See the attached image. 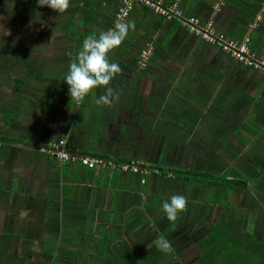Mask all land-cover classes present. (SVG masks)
<instances>
[{
	"label": "crops",
	"instance_id": "1",
	"mask_svg": "<svg viewBox=\"0 0 264 264\" xmlns=\"http://www.w3.org/2000/svg\"><path fill=\"white\" fill-rule=\"evenodd\" d=\"M174 1L184 14L211 17L229 36L247 35L251 50L264 57V11L248 26L261 0H222L219 12L212 11L214 0H163ZM117 3L70 0L58 13L37 0H0V264H108L109 256L121 263L147 264L154 256L163 264H188L209 229L211 219L198 233L200 209L210 205L201 202L200 184L171 172H94L48 158L39 145L65 138L91 155L213 174L245 167L254 179L264 166L260 71L143 6L126 16L135 30L108 54L124 69L110 84L118 99L97 105L101 87L79 104L71 100L64 80L69 63L88 35L109 28ZM146 42L153 53L137 68ZM170 152H182L186 167L168 165ZM174 194L188 203L172 222L161 205ZM160 236L172 252L155 248Z\"/></svg>",
	"mask_w": 264,
	"mask_h": 264
},
{
	"label": "trees",
	"instance_id": "2",
	"mask_svg": "<svg viewBox=\"0 0 264 264\" xmlns=\"http://www.w3.org/2000/svg\"><path fill=\"white\" fill-rule=\"evenodd\" d=\"M12 116H5V122ZM147 168L161 174L171 172L176 177L187 179L192 185H202L201 202L218 208L209 222V229L195 243L199 255L188 264H264V231L254 236L246 229L241 207L229 199L230 194L252 187L264 189V166L259 168V175L251 181L253 184L235 166L227 167L220 174L194 169L170 170L159 166ZM109 257L108 264H140L135 259L121 263L113 256Z\"/></svg>",
	"mask_w": 264,
	"mask_h": 264
},
{
	"label": "built area",
	"instance_id": "3",
	"mask_svg": "<svg viewBox=\"0 0 264 264\" xmlns=\"http://www.w3.org/2000/svg\"><path fill=\"white\" fill-rule=\"evenodd\" d=\"M221 4L222 0H214L212 11L219 12ZM136 5L147 8L163 20H176L188 33L192 34L197 39L217 47L230 59L242 66L260 71L264 77V57L255 54L251 50L249 47V37L247 35H243L239 38L229 36L216 28L211 17L201 19L195 15L184 14L177 1L164 3L163 0H118L113 13L111 25L107 30L114 26V22L118 18H126ZM263 11L264 0H261L254 20L248 25L249 28L257 25V22L261 19V13ZM152 53V44L146 42L137 54V68H144ZM37 150L48 158L59 163H77L84 168L93 170L94 172L104 171L106 174H109L112 172L127 171L140 175H145L150 172L147 166L138 160H116L82 153L77 149H72L67 144L65 138H58L44 145H39ZM153 172L156 173L155 170Z\"/></svg>",
	"mask_w": 264,
	"mask_h": 264
},
{
	"label": "clouds",
	"instance_id": "4",
	"mask_svg": "<svg viewBox=\"0 0 264 264\" xmlns=\"http://www.w3.org/2000/svg\"><path fill=\"white\" fill-rule=\"evenodd\" d=\"M37 3L58 13H63L70 7V0H37ZM129 30H135V22L120 17L111 29L100 32L98 36L88 35L83 40L82 48L69 63V70L64 78L69 86L71 100L79 104L93 89L101 87L105 92L96 99L97 105L108 106L118 99V94L110 84L114 77L123 74L124 69L118 63L110 62L108 54L123 43ZM68 56L72 57L73 53L69 52ZM187 203L184 195L174 194L170 200L162 202L161 209L166 218L174 222L180 213L187 210ZM153 243L159 251L170 253L173 250L171 242L164 236L156 238Z\"/></svg>",
	"mask_w": 264,
	"mask_h": 264
},
{
	"label": "rangeland",
	"instance_id": "5",
	"mask_svg": "<svg viewBox=\"0 0 264 264\" xmlns=\"http://www.w3.org/2000/svg\"><path fill=\"white\" fill-rule=\"evenodd\" d=\"M162 153H163L162 151H158L156 158L160 157ZM190 154L191 152L185 154V156L188 155V158H189ZM181 155L182 156L179 157V155H176V152H170V154H168V157H167L168 165L172 167H186L185 163L187 164L188 160L186 161V157H184L182 152H181ZM194 161H196L195 158H194ZM243 169H245V171L242 170V168L239 169L240 173L243 174V177L249 182L254 181V176L250 175L247 172V168L244 167ZM248 170L250 171L249 168ZM141 176L144 177V176H147V174L141 175ZM251 184H253V182H251ZM229 199L232 203L237 204L241 207L242 212H243V225L246 229H248L254 236L264 231V191H258L256 187H252L250 189L243 190L239 193L230 194ZM217 211H218V208L216 206H210V205H206V207L200 209L199 216L201 218L198 221L199 223L198 226L200 227L199 229L200 231L198 233L208 228L207 223L209 222L210 219H212L215 216ZM200 221L203 222V224L200 223ZM189 242L191 243L190 244V248H191L193 241H191L190 239ZM193 251L194 250H192V252ZM153 258L154 256L150 257V259L148 258L150 262H148L147 264H163L165 262L164 261L165 259H162L161 261L159 260L160 262H157L156 260L152 261Z\"/></svg>",
	"mask_w": 264,
	"mask_h": 264
},
{
	"label": "flooded vegetation",
	"instance_id": "6",
	"mask_svg": "<svg viewBox=\"0 0 264 264\" xmlns=\"http://www.w3.org/2000/svg\"><path fill=\"white\" fill-rule=\"evenodd\" d=\"M261 190V189H260ZM243 191V190H242Z\"/></svg>",
	"mask_w": 264,
	"mask_h": 264
}]
</instances>
